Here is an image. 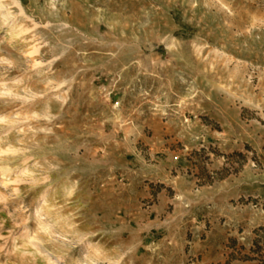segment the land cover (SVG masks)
<instances>
[{
  "label": "rangeland",
  "instance_id": "obj_1",
  "mask_svg": "<svg viewBox=\"0 0 264 264\" xmlns=\"http://www.w3.org/2000/svg\"><path fill=\"white\" fill-rule=\"evenodd\" d=\"M0 264H264V0H0Z\"/></svg>",
  "mask_w": 264,
  "mask_h": 264
}]
</instances>
